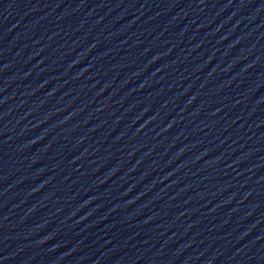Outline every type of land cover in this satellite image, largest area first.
I'll return each instance as SVG.
<instances>
[{
    "label": "water",
    "instance_id": "95a60500",
    "mask_svg": "<svg viewBox=\"0 0 264 264\" xmlns=\"http://www.w3.org/2000/svg\"><path fill=\"white\" fill-rule=\"evenodd\" d=\"M0 264H264V0H0Z\"/></svg>",
    "mask_w": 264,
    "mask_h": 264
}]
</instances>
